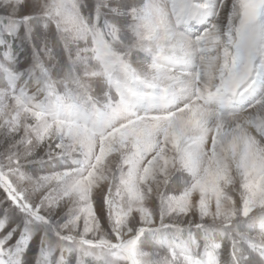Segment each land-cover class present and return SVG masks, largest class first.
I'll use <instances>...</instances> for the list:
<instances>
[{"label": "snow or ice", "instance_id": "snow-or-ice-1", "mask_svg": "<svg viewBox=\"0 0 264 264\" xmlns=\"http://www.w3.org/2000/svg\"><path fill=\"white\" fill-rule=\"evenodd\" d=\"M0 264H264V0H0Z\"/></svg>", "mask_w": 264, "mask_h": 264}, {"label": "rangeland", "instance_id": "rangeland-1", "mask_svg": "<svg viewBox=\"0 0 264 264\" xmlns=\"http://www.w3.org/2000/svg\"><path fill=\"white\" fill-rule=\"evenodd\" d=\"M41 39H42L41 30H37L34 36V41L37 43V46H39Z\"/></svg>", "mask_w": 264, "mask_h": 264}]
</instances>
